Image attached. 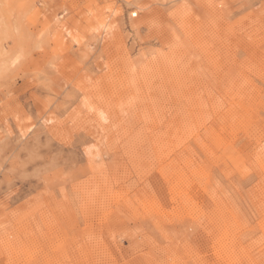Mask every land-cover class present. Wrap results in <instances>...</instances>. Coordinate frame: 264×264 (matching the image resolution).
I'll return each instance as SVG.
<instances>
[{"label":"rangeland","instance_id":"1","mask_svg":"<svg viewBox=\"0 0 264 264\" xmlns=\"http://www.w3.org/2000/svg\"><path fill=\"white\" fill-rule=\"evenodd\" d=\"M0 264H264V0H0Z\"/></svg>","mask_w":264,"mask_h":264},{"label":"bare ground","instance_id":"2","mask_svg":"<svg viewBox=\"0 0 264 264\" xmlns=\"http://www.w3.org/2000/svg\"><path fill=\"white\" fill-rule=\"evenodd\" d=\"M158 13V12H157ZM138 14L137 13H131V16H137ZM182 15V14H181ZM156 72V71H155ZM25 134V133H24ZM23 135V134H22ZM191 203V202H190Z\"/></svg>","mask_w":264,"mask_h":264}]
</instances>
